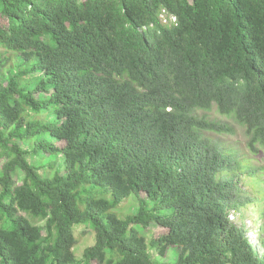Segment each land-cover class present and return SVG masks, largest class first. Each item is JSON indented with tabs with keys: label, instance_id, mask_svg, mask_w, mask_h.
Returning a JSON list of instances; mask_svg holds the SVG:
<instances>
[{
	"label": "trees",
	"instance_id": "trees-1",
	"mask_svg": "<svg viewBox=\"0 0 264 264\" xmlns=\"http://www.w3.org/2000/svg\"><path fill=\"white\" fill-rule=\"evenodd\" d=\"M211 111L264 155V0H0V264H264L228 217H264L240 186L264 170L211 138L230 131ZM150 224L167 231L148 242Z\"/></svg>",
	"mask_w": 264,
	"mask_h": 264
},
{
	"label": "rangeland",
	"instance_id": "rangeland-1",
	"mask_svg": "<svg viewBox=\"0 0 264 264\" xmlns=\"http://www.w3.org/2000/svg\"><path fill=\"white\" fill-rule=\"evenodd\" d=\"M21 63L20 58H15V64L13 65L10 74H16V72L19 70V64ZM40 75L37 73H30L28 76L25 77V79L31 83V87L33 88L39 79ZM44 93L36 92L35 97L38 99L43 98ZM210 116L214 120H219L223 123H227L230 127V131H224L221 133H210L211 138L214 141H217L219 144L223 145L226 148L236 150L240 154L246 156L252 164H254L257 167H261L264 170V155H256L252 151L249 150L248 147V139L246 135L244 134L243 129L237 125L233 120H230L224 116L219 115L215 111L209 112ZM48 116V115H47ZM46 114L42 115V118L45 119ZM52 119V118H51ZM23 148L28 152V155L26 156L27 161L39 169V173L41 175L45 174L48 170L45 167V164L48 160L51 159V157L48 156L47 153L44 151H39L37 155H33L30 152V149L32 147L31 144L28 143H21L19 142ZM60 146L62 145V142H57ZM6 159H0V174L2 172V165ZM62 163V157L58 156L56 167L59 169L61 167ZM61 169V168H60ZM259 180L260 185H253L250 181V179H240V186L243 190H245L248 194L252 195L254 198L260 199L262 195L264 194V171L259 172ZM12 176L15 178L16 181H20L23 178V174L19 169H16L12 171ZM262 182V183H261ZM258 205H254L255 208H257ZM138 209V201L137 198L134 195H131L130 197L126 198L116 209V213L120 217H125L126 215L133 214ZM240 216H236L234 218V223L240 224L241 221H248L250 224H252V228L257 230V241L256 247L257 252L261 255L264 254V217H261L258 215V211L254 209L252 206L243 207L239 210ZM141 234L145 236L146 240L149 242L152 238H156L162 234H164L167 229L164 227H161L157 224H150L146 228H140L139 229ZM73 232L77 238V243L74 247V253L78 259L82 257L83 250L94 244L95 242V233L90 225L88 224H81V225H75L73 227ZM261 240V242H260ZM149 256L152 261L154 262H164V261H175L177 258V249L176 248H170L167 255L165 257L160 256L154 249L149 248L148 249Z\"/></svg>",
	"mask_w": 264,
	"mask_h": 264
},
{
	"label": "built area",
	"instance_id": "built-area-1",
	"mask_svg": "<svg viewBox=\"0 0 264 264\" xmlns=\"http://www.w3.org/2000/svg\"><path fill=\"white\" fill-rule=\"evenodd\" d=\"M240 216L239 212H236V211H231L229 214H228V217L231 221H235L234 218L236 216ZM242 225L245 226L246 228V231H245V235L246 237L249 239V241L253 244V245H256V242L257 241V230H255L254 228H252V224H250L248 221H241L240 222Z\"/></svg>",
	"mask_w": 264,
	"mask_h": 264
}]
</instances>
